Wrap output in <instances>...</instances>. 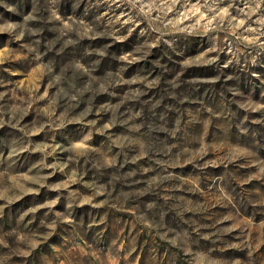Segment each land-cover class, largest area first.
<instances>
[{"label":"rangeland","instance_id":"rangeland-1","mask_svg":"<svg viewBox=\"0 0 264 264\" xmlns=\"http://www.w3.org/2000/svg\"><path fill=\"white\" fill-rule=\"evenodd\" d=\"M0 264H264V0H0Z\"/></svg>","mask_w":264,"mask_h":264}]
</instances>
